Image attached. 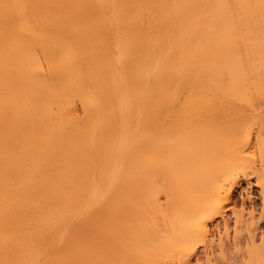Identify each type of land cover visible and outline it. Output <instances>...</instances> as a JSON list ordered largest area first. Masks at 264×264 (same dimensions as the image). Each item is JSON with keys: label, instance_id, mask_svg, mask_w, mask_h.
Wrapping results in <instances>:
<instances>
[{"label": "bare ground", "instance_id": "1", "mask_svg": "<svg viewBox=\"0 0 264 264\" xmlns=\"http://www.w3.org/2000/svg\"><path fill=\"white\" fill-rule=\"evenodd\" d=\"M210 250L264 264V0H0V264Z\"/></svg>", "mask_w": 264, "mask_h": 264}, {"label": "rangeland", "instance_id": "2", "mask_svg": "<svg viewBox=\"0 0 264 264\" xmlns=\"http://www.w3.org/2000/svg\"><path fill=\"white\" fill-rule=\"evenodd\" d=\"M253 180H254V179H253ZM253 183H255V182L252 181V183H251L250 185H247V186H246V185H243V187H244V186L246 187V188L244 187V189H243L244 192H245V196H244V192H243V190L241 191V194H243V196H244V199H243V200H241L243 196H241L240 193H239V195H238V200L244 201V202H243V203H245V204H244V207H245V208L247 207L246 210H248V208H250L251 205L254 206V207H256V206H257V207L260 206V204L257 205V202H258V201L260 202L259 194H257V193H259V192H258V190H256V189H258V186H256V185L253 184ZM252 184H253V185H252ZM251 185H252V186H251ZM249 186H251V187H250V188H251V189H250L251 191H252L253 189L256 190V191L253 190V193H252L251 191H247V192H246V190L248 189ZM253 187H254V188H253ZM248 190H249V189H248ZM255 192H256V193H255ZM246 193H247V196H248V197L246 196ZM248 193H249V194H248ZM250 193H252V194H250ZM249 195H251L252 197L249 196ZM239 196H240L241 198H240ZM249 197H251V198H254V197H255V198H256V200H254L255 202L253 201V199H251V198L249 199ZM258 197H259V198H258ZM255 198H254V199H255ZM258 199H259V200H258ZM251 200H252V202H251ZM259 202H258V203H259ZM246 204H247V206H246ZM255 204H256V206H255ZM248 205H249V206H248ZM252 206H251V207H252ZM258 209H259V207H258ZM246 210H244V211H246ZM255 211H256V212H255ZM255 211H254L255 213H258L257 210H255ZM245 213H246V212H245ZM246 216H248V215L246 214ZM231 221L234 222V220H233L232 217H231V220L229 221V225H230V224H231V225L234 224V223H232ZM231 225H230V230H229V231L232 230V229H231V227H232ZM220 227H221V228H220ZM220 227L218 228L217 231H219V229H220V231L223 232V229H222L223 226H220ZM214 248H215V250L217 249L216 247H214ZM211 251H212V250H210V252H211ZM216 251H217V250H216ZM202 252H203V251H202ZM202 252L200 253L201 258H202V259H205V260H202V259L200 260V262H201L202 264H205L206 262L208 263L209 256H210L211 259H212V256H213V259H212L213 261H212V262L214 263L215 258H216V256H217V252L214 251V252H211V253H210V252H209V253H206V252L204 251L205 253H204V252H203V253H204L205 255H203ZM207 256H208V257H207ZM214 256H215V257H214ZM205 257H206V258H205ZM217 261H218V260L216 259L215 262H217ZM207 263H206V264H207Z\"/></svg>", "mask_w": 264, "mask_h": 264}]
</instances>
